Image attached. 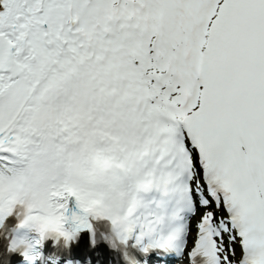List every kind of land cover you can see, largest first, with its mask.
Listing matches in <instances>:
<instances>
[{
	"label": "snow or ice",
	"instance_id": "obj_1",
	"mask_svg": "<svg viewBox=\"0 0 264 264\" xmlns=\"http://www.w3.org/2000/svg\"><path fill=\"white\" fill-rule=\"evenodd\" d=\"M0 242L264 264V0H0Z\"/></svg>",
	"mask_w": 264,
	"mask_h": 264
}]
</instances>
